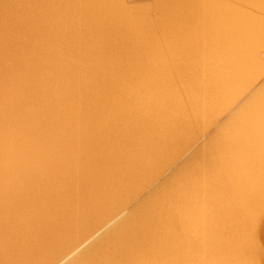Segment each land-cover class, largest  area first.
Returning <instances> with one entry per match:
<instances>
[{"label":"bare ground","instance_id":"1","mask_svg":"<svg viewBox=\"0 0 264 264\" xmlns=\"http://www.w3.org/2000/svg\"><path fill=\"white\" fill-rule=\"evenodd\" d=\"M263 238L264 0H0V264H264Z\"/></svg>","mask_w":264,"mask_h":264},{"label":"rangeland","instance_id":"2","mask_svg":"<svg viewBox=\"0 0 264 264\" xmlns=\"http://www.w3.org/2000/svg\"><path fill=\"white\" fill-rule=\"evenodd\" d=\"M133 5H142V2L141 1H135L134 3H133ZM223 119H225L224 117H223ZM222 122V121H221ZM214 124H216V123H213L212 125H210L207 129H206V131L204 132V133H202L203 135H206V137H209L210 135H212L213 133H214V131H215V125ZM203 137L202 136H200L199 137V139H198V141H197V143L196 144H198V143H201L202 141H203ZM192 142H194V140L192 139ZM194 146V145H193ZM192 147V146H191ZM190 147V148H191ZM190 148L189 149H187L188 151H186L183 155H182V157H180V162H177V163H175V161L173 162H171L169 165V167H163L162 168V170H159V175L154 179V181H153V184L151 185V188H153V187H156L157 185H159V184H161V183H163L166 179H167V177H169L172 173H174V171H175V168H176V166H177V164L178 163H182L183 161H184V159L187 157V156H189L190 155V152H189V150H190ZM178 160V161H179ZM141 191L138 193V200H143L144 198H146L147 196H149L150 195V193L152 192V190L151 189H140ZM131 204H133V205H136V202H131ZM261 243H262V245H263V247H264V238L262 239V241H261Z\"/></svg>","mask_w":264,"mask_h":264}]
</instances>
